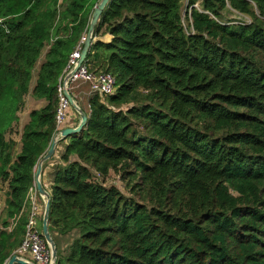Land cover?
Returning a JSON list of instances; mask_svg holds the SVG:
<instances>
[{
    "label": "trees",
    "instance_id": "1",
    "mask_svg": "<svg viewBox=\"0 0 264 264\" xmlns=\"http://www.w3.org/2000/svg\"><path fill=\"white\" fill-rule=\"evenodd\" d=\"M98 2L0 0V264L24 239L60 80ZM104 34L85 62L117 90L90 97L54 166L56 264H264V0H110ZM28 95L46 106L19 143Z\"/></svg>",
    "mask_w": 264,
    "mask_h": 264
},
{
    "label": "built area",
    "instance_id": "2",
    "mask_svg": "<svg viewBox=\"0 0 264 264\" xmlns=\"http://www.w3.org/2000/svg\"><path fill=\"white\" fill-rule=\"evenodd\" d=\"M86 34L82 37L79 45L70 55L64 74L60 80V85L58 87V105L55 116L56 132L54 138L60 137V132L68 121L71 105L67 93L71 94V89H73L72 85L74 83H87L93 95L99 94L109 96L114 94L117 90V80L113 75L104 72H92L86 62L78 67V62L81 59L82 49L86 40ZM68 76L71 77L66 79ZM28 199L30 202L28 223L26 225L22 244L14 255H18L20 258L34 264H53L51 249L47 245L42 234L41 223L45 206H41L37 200L38 192L36 183L35 189L30 192Z\"/></svg>",
    "mask_w": 264,
    "mask_h": 264
},
{
    "label": "water",
    "instance_id": "3",
    "mask_svg": "<svg viewBox=\"0 0 264 264\" xmlns=\"http://www.w3.org/2000/svg\"><path fill=\"white\" fill-rule=\"evenodd\" d=\"M109 1L110 0H99V2L97 3V5L94 8V11H93V14L91 17V21L89 24V28L87 30L86 40H85V43H84V46L82 49L81 59L78 62V67L81 64H83L87 59L88 53L90 51L91 45L93 44V40L95 37L94 33H95L96 26H97L98 22L100 21V18L102 16L104 10L106 9ZM71 76H68L66 79H68ZM67 97H68V100L70 102L71 107L80 115V119H81L80 123L76 128L62 129L60 132V137H55L53 139L50 149L48 150L46 155L43 156V158L39 161V163L37 165L36 174H35V183H36L37 192L41 196V198L45 201L44 214H43V218H42V234H43V237H44L47 245L51 249L53 264H56V262H57L58 250H57L56 243H55L51 233L49 232L50 196L51 195L43 187V185L40 182L42 165H43V163H45L46 161L50 160L53 157V155L55 153V148L60 142H62L64 139H67L71 136L80 134L83 131V129L86 127L87 122H88L87 114L77 104L75 98L69 93H67ZM7 264H34V263L27 261V260H24V259L20 258L18 255H13Z\"/></svg>",
    "mask_w": 264,
    "mask_h": 264
},
{
    "label": "crops",
    "instance_id": "4",
    "mask_svg": "<svg viewBox=\"0 0 264 264\" xmlns=\"http://www.w3.org/2000/svg\"><path fill=\"white\" fill-rule=\"evenodd\" d=\"M113 37L109 34H104L101 36H95L93 43H96L97 41L103 42L105 44H108L112 41ZM42 63V61L39 63ZM38 72V69H37ZM37 72L35 73L33 80L31 82V90L34 89L35 85H36V80H37ZM79 85H84L88 88L89 93H90V86L87 83H78L75 86H72L73 89H71V95L75 98L77 104L83 109V111L87 114L89 112V100H88V104L85 103V107L82 106V104H84L85 100H81L79 98V92L75 91L76 87H78ZM79 88V87H78ZM74 91V92H73ZM27 99L29 98V102H28V109H26V105L23 108V110L20 112L19 114V124L17 125V129L16 133L13 134L11 136V138H13L15 141L20 143L21 140V133H22V129L24 128V126L29 122V115L33 110H39L41 108H43L44 106H46V101L45 100H36L34 99L31 95H28L26 97ZM87 104V105H86ZM25 111V113H23ZM80 115L71 107L70 111H69V118L67 123L65 124V128H76L79 123H80ZM70 139H64L62 142H60L56 148H55V153L53 155V157L46 161L45 163H43L42 165V172L40 175V182L43 185V187L50 193L49 188L50 186L53 184V179H54V166L57 163H60V158L64 152L65 147L69 144ZM20 149V148H19ZM3 198V199H2ZM41 196L38 194V202L41 206H45V201L41 198ZM5 202H6V195L5 192L2 194H0V215H2L3 210L5 209ZM29 206H27V211L29 210ZM1 227V224H0Z\"/></svg>",
    "mask_w": 264,
    "mask_h": 264
},
{
    "label": "rangeland",
    "instance_id": "5",
    "mask_svg": "<svg viewBox=\"0 0 264 264\" xmlns=\"http://www.w3.org/2000/svg\"><path fill=\"white\" fill-rule=\"evenodd\" d=\"M186 10H187V1H185L183 3V7H182V12L183 14L186 13ZM229 21H232L234 24L235 23H240L239 21L241 22H249L250 19L249 18H246V17H243L241 15H238V14H233V15H230L229 18H228ZM185 25H187V22L185 21ZM78 83L80 82H76L74 83L72 86H75L77 85ZM83 83V82H82ZM79 87V88H78ZM78 87H76L75 91L79 92V98L81 100V103H82V100H85L84 104H82L83 107H85V103L88 104V100L90 99V97H92V93L90 91L89 93V90L86 86L84 85H79ZM74 88V87H73ZM74 92V91H73ZM28 102H29V98L27 99L26 98V102H25V105H26V108H25V111L26 109H28ZM86 104V105H87ZM25 111L23 113H25ZM106 182V186H111V185H115L116 187L119 188V190L126 196L130 195L129 193V190L126 188V184L124 182H122L120 180V178L114 174V173H111L110 176L107 178V180L105 181ZM4 192H2L3 194ZM3 199V198H2ZM41 199V198H40ZM75 234H71L63 239H61L60 241V244H61V247L62 248H67L72 240L75 238Z\"/></svg>",
    "mask_w": 264,
    "mask_h": 264
}]
</instances>
